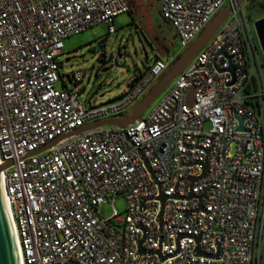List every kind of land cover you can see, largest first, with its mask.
Returning a JSON list of instances; mask_svg holds the SVG:
<instances>
[{"label":"built area","instance_id":"2783aa9c","mask_svg":"<svg viewBox=\"0 0 264 264\" xmlns=\"http://www.w3.org/2000/svg\"><path fill=\"white\" fill-rule=\"evenodd\" d=\"M158 4L183 49L222 7L231 15L147 116L67 136L129 114L178 55L137 69L122 100H89L86 110L85 74L59 72L64 41L99 24L115 34L128 1L0 0V164L12 162L2 178L22 264H262L264 53L255 24L235 0ZM121 194L125 214L102 217L99 207Z\"/></svg>","mask_w":264,"mask_h":264},{"label":"rangeland","instance_id":"374dc122","mask_svg":"<svg viewBox=\"0 0 264 264\" xmlns=\"http://www.w3.org/2000/svg\"><path fill=\"white\" fill-rule=\"evenodd\" d=\"M127 1L131 3L133 17L129 13L118 16L115 19V25L118 27L115 34H108V26L99 24L64 41L65 52L59 60L61 62L59 72L65 75L82 71L85 74L79 83L82 88L79 101L83 103L86 110L90 108L89 100L93 106H99L126 93L127 85L135 78L137 69L146 68V55L149 63L152 64L156 56L155 50L161 57L166 56L168 52L180 55L185 51L175 34L165 27V21L160 15L156 0ZM243 7L251 13L254 23L264 16V0L250 2L247 0L243 3ZM253 33L256 44L262 51L264 25L260 23L258 27H253ZM101 40H106L105 54L108 60L106 68H109L107 71H103V67L98 63L100 53L96 51V44ZM67 59L70 60L67 62ZM172 85L173 83L155 99L144 116H147L159 104ZM71 86L74 87V84L71 83ZM57 87L62 89V82L58 83ZM113 208L118 213L125 214L127 208L125 195L117 196L113 205L110 202L102 204L99 207V213L102 217L109 218Z\"/></svg>","mask_w":264,"mask_h":264},{"label":"water","instance_id":"95a60500","mask_svg":"<svg viewBox=\"0 0 264 264\" xmlns=\"http://www.w3.org/2000/svg\"><path fill=\"white\" fill-rule=\"evenodd\" d=\"M159 2V0H156ZM239 4L245 3L247 0H235ZM231 15V8L229 5H226L222 7L219 11V13L213 18V20L207 25V27L199 34V36L191 43L189 47L185 49L183 53H181L173 63H171L168 70L160 77L157 82L154 84V86L151 88L149 93L145 95V97L142 99L140 103L136 105V107L131 111L129 114L121 116V117H115V118H109L104 119L100 121H96L92 124H88L82 128H79L77 130L72 131L69 135H79L83 132L93 130L98 127H117L120 129H125L130 124H133L134 122L141 120L143 114L150 108L152 103L155 101V99L160 96L165 89L178 77L182 74L183 70L187 67V65L195 58V56L206 46L210 40L216 35V33L220 30V28L223 26V24L228 20V18ZM165 21V20H164ZM264 25V18L257 20L255 22V28L258 27L259 24ZM165 27L168 31H170L172 34H174V29L172 28L171 24L168 21H165ZM176 37V36H175ZM106 42V40H105ZM263 46H264V40H263ZM262 46V47H263ZM105 48H99L97 46L98 51H102ZM264 53V49H262ZM160 57L156 55L154 57V61L159 60ZM70 59H67L68 62ZM231 60V58H229ZM98 63L101 67H103V71H107L109 68H106L108 64L107 56L105 53H100ZM145 63H149V58L146 55L145 57ZM232 74L235 73V69L233 67H230L229 69ZM137 79H134L129 82L127 85V89L133 88V85L137 82ZM194 91L195 89L193 87L188 88V98L187 103L188 105H192L194 102ZM127 93H124L122 96L117 97L107 103H104L103 105L112 104L115 102H118L124 98V96ZM236 118L239 120L240 126L238 128L239 131H243V123L245 121V118H242L238 115H236ZM58 140L48 144L45 147H42L41 149L31 153V154H38L40 152H43L45 150H48L51 148ZM12 165V162H6L3 165L0 164V264H22L21 260V254L19 250L17 235L15 232L14 224L9 212V208L7 205L6 197H5V189L3 184V178H2V171L9 166ZM148 165V164H147ZM149 166V165H148ZM204 167V173L201 178L206 177L207 174V163L203 164ZM192 195H190L188 198H191ZM163 204L165 203L166 197L163 195L160 197ZM205 198V195H203L200 198V206L199 210L203 208V200ZM160 223L162 224V213L160 215ZM140 252H143L142 249H140Z\"/></svg>","mask_w":264,"mask_h":264},{"label":"flooded vegetation","instance_id":"af4514ba","mask_svg":"<svg viewBox=\"0 0 264 264\" xmlns=\"http://www.w3.org/2000/svg\"><path fill=\"white\" fill-rule=\"evenodd\" d=\"M262 18H264V16H262ZM105 45H106L105 40L98 41L97 44H96V51L99 52V53H105V49L102 50V51H98V50H97V46H98L99 48H105ZM159 57H160V56H159ZM149 64H150V63H148L146 67H148Z\"/></svg>","mask_w":264,"mask_h":264},{"label":"crops","instance_id":"0c3cea01","mask_svg":"<svg viewBox=\"0 0 264 264\" xmlns=\"http://www.w3.org/2000/svg\"><path fill=\"white\" fill-rule=\"evenodd\" d=\"M251 14V13H250ZM252 19V18H251ZM262 19V18H260ZM262 264H264V236H263V240H262Z\"/></svg>","mask_w":264,"mask_h":264},{"label":"trees","instance_id":"16d2710c","mask_svg":"<svg viewBox=\"0 0 264 264\" xmlns=\"http://www.w3.org/2000/svg\"><path fill=\"white\" fill-rule=\"evenodd\" d=\"M129 3V5H130V7H131V3L130 2H128ZM131 9H132V7H131ZM132 17H133V12H131V13H129ZM179 56V55H178ZM177 56V57H178Z\"/></svg>","mask_w":264,"mask_h":264}]
</instances>
